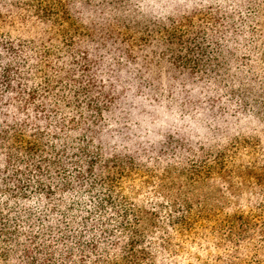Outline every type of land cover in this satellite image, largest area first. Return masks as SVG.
Masks as SVG:
<instances>
[{
    "label": "trees",
    "instance_id": "16d2710c",
    "mask_svg": "<svg viewBox=\"0 0 264 264\" xmlns=\"http://www.w3.org/2000/svg\"><path fill=\"white\" fill-rule=\"evenodd\" d=\"M219 25L175 0H0V264H153L128 171L169 149L171 113L225 131L264 109L255 67L227 89Z\"/></svg>",
    "mask_w": 264,
    "mask_h": 264
},
{
    "label": "rangeland",
    "instance_id": "374dc122",
    "mask_svg": "<svg viewBox=\"0 0 264 264\" xmlns=\"http://www.w3.org/2000/svg\"><path fill=\"white\" fill-rule=\"evenodd\" d=\"M175 1L219 20L217 33L228 39L220 57L229 59L234 73L227 89L242 81V65L255 67L259 90L250 102L264 98V0ZM104 9L121 15L110 11L113 4ZM254 111L247 109L249 116L234 118L225 131L206 124L204 112L171 113L169 149L158 148L157 158L147 160L148 154L128 171L121 193L143 215L153 264H264V109L261 118ZM113 114L122 116V109ZM218 147L225 153L218 155Z\"/></svg>",
    "mask_w": 264,
    "mask_h": 264
}]
</instances>
